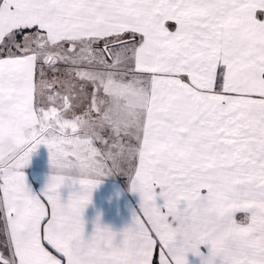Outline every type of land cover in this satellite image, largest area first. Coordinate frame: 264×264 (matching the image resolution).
Segmentation results:
<instances>
[{
	"label": "snow or ice",
	"instance_id": "snow-or-ice-1",
	"mask_svg": "<svg viewBox=\"0 0 264 264\" xmlns=\"http://www.w3.org/2000/svg\"><path fill=\"white\" fill-rule=\"evenodd\" d=\"M138 85L104 168L70 131L94 74ZM41 145L50 173L24 169ZM101 174L139 195L119 232ZM66 193V195L64 194ZM264 264V0H0V264Z\"/></svg>",
	"mask_w": 264,
	"mask_h": 264
},
{
	"label": "crops",
	"instance_id": "crops-1",
	"mask_svg": "<svg viewBox=\"0 0 264 264\" xmlns=\"http://www.w3.org/2000/svg\"><path fill=\"white\" fill-rule=\"evenodd\" d=\"M116 79V73L109 75L102 71L94 74L95 91L90 99H82L83 111L76 119V127L70 131L78 138L71 143L73 151L87 157L93 163V169L101 172L107 158L106 145L133 135L138 127V85H122ZM34 160L40 164L33 166ZM24 171L34 190L43 186L51 171L46 146L37 148ZM100 179L101 183L93 190L91 202L83 212L86 234L91 233L97 217L101 227L119 232L131 223L132 213L138 208L139 195L129 190L126 176L101 174ZM188 261L189 264H199V258L191 253Z\"/></svg>",
	"mask_w": 264,
	"mask_h": 264
},
{
	"label": "rangeland",
	"instance_id": "rangeland-1",
	"mask_svg": "<svg viewBox=\"0 0 264 264\" xmlns=\"http://www.w3.org/2000/svg\"><path fill=\"white\" fill-rule=\"evenodd\" d=\"M116 72H108V74L109 75H111V74H115ZM117 74V73H116ZM117 82H120V83H122V85H129L130 87H134V86H137V83L136 82H134V81H132V80H129V81H122V79H121V77L117 74ZM40 159H41V153H40V158H39V161H40ZM33 166H37V165H39L40 163H38V162H36L35 160L33 161Z\"/></svg>",
	"mask_w": 264,
	"mask_h": 264
}]
</instances>
